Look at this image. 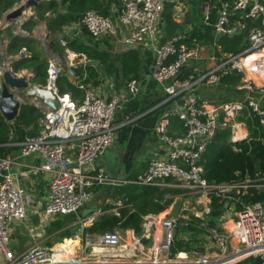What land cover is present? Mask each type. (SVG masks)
<instances>
[{"label":"built area","instance_id":"obj_1","mask_svg":"<svg viewBox=\"0 0 264 264\" xmlns=\"http://www.w3.org/2000/svg\"><path fill=\"white\" fill-rule=\"evenodd\" d=\"M179 1L122 0L116 21L110 16L88 10L83 14L80 24L94 39L104 35L118 38L122 33V43L132 46L148 45L156 53L150 76L163 87L166 96L157 105L163 110L155 131L166 148V156L151 160L146 170L133 182L159 188L183 184L195 189L202 200L200 202L197 199L196 202L205 205L203 213L196 214L199 217L210 213L208 205L213 195L224 199L234 190L239 191L240 188L249 186L248 181L237 186H210L201 177L199 162L213 141L220 123L222 128L230 130L229 139L232 143L249 136L245 121L240 119L244 117V111H247L246 116L255 117L264 125V108L261 106L264 99V5L260 0H237L230 9L228 3H223L213 25L215 34L243 33L247 39V47L240 53L221 58L209 68L200 69L202 47L195 39L190 45L178 44L180 38L161 44L157 42V23L164 4H176ZM233 12H237L239 18L230 25V15ZM34 20L37 21L36 17ZM3 22L4 17L0 20V27H3ZM22 22L23 18H20L14 25L24 36H28V32L21 30ZM39 36L49 55L47 81L44 86H39L51 93L55 109L46 105L47 100L38 101L37 107L42 111L39 132L24 138L17 143V147L20 157L36 154L40 159L38 164L30 168L31 172H43L50 176L48 200L43 213L48 216L77 214L90 201L95 186L102 181L101 177L87 172V168H92L97 158L113 144L119 129L136 122L141 115L126 117L116 123L114 119L121 104L120 96L112 94L109 98L100 97L83 82L89 64L86 56L66 49L60 57L50 50L45 34ZM59 42L66 47L65 41L60 39ZM19 55L25 57L26 50L22 49ZM2 56L0 91L2 75L13 71L12 57L7 54ZM60 59L67 69L73 67L79 72L76 85L83 92L79 103L70 94L60 93L56 87V80L62 73L58 64ZM186 68L190 72L184 75L182 72ZM14 73L17 77L32 76L26 70ZM231 75L239 77L236 85L237 99L211 104L197 96L198 89L216 86L222 78ZM126 87L132 96L139 94L140 84L137 79L127 81ZM10 92L19 102L20 90L10 89ZM176 100H181V105L166 108L169 103H176ZM174 117L178 119L184 133H170V123ZM233 149L238 151L236 146ZM11 165L10 157L0 158V264H234L249 258L254 260V264H264V204L260 202L247 205L236 213L231 220L230 234H222L217 228L209 229L215 246L219 249V255L213 258L202 254L192 259L182 254L170 257L173 232L176 231L178 222L173 216L161 219L151 217L144 223L142 237L153 235L156 228L162 234L156 239L151 236L154 242L150 252L141 258L136 254L132 258L124 255L126 251L120 250L124 246L117 230L96 236L82 231L75 234L73 240L80 244L78 252L67 245L64 249H68V257L63 259L55 258L56 250L40 245L14 255L9 248V226L26 217L27 198L25 191L14 183ZM222 215L223 212L218 221L220 223L227 219L226 215ZM150 228H153L152 232ZM233 239L236 246L228 253ZM134 241V250H139L140 240L134 238Z\"/></svg>","mask_w":264,"mask_h":264},{"label":"crops","instance_id":"obj_2","mask_svg":"<svg viewBox=\"0 0 264 264\" xmlns=\"http://www.w3.org/2000/svg\"><path fill=\"white\" fill-rule=\"evenodd\" d=\"M222 4L221 0H180L176 4L165 3L157 23V42L161 44L170 39L184 38L187 34L192 32L195 27H198L201 24H206L212 10L217 9L216 16H218V10ZM119 8L120 7L117 5L110 6L109 16L114 21H116ZM32 15H34V12L30 9L28 12H25L21 18H23L24 21ZM42 23L44 24V22ZM38 25L39 24L32 29L31 33H27V35L36 38L37 41L42 44L44 54L49 57L42 43V39L39 36L44 33L45 36L48 37V31L46 30L45 24L43 27ZM82 29H84V27L78 22L64 27L60 34L53 35L54 39L57 40L56 43L62 54L60 55L57 52L53 53L58 56L60 55V57L63 56L65 50L68 49V44L74 40L86 43L95 47L99 51L107 52L110 57L114 59V63L105 67L104 64L96 59L97 64L94 66L92 65L96 68V76L86 84H88L94 93L100 97L109 98L112 94L120 96L121 104L114 119L116 123L123 121L126 117L141 116L136 122L119 129L115 134L113 144L97 158L93 164V169L91 167L87 168V172L98 178L101 177L102 181L95 186L92 190L90 201H88L77 214L45 215L43 213V208L48 200L50 176L43 172L33 173L30 171V168L38 164L40 161L36 154H31L27 157H20L19 148L17 147L18 142H14L13 140L8 141L4 145V147L11 149L7 156L12 160L11 172L14 175V183L25 191L27 198L26 217L21 221H16L10 224L9 226V248L14 255L22 254L34 245H40L54 250L58 247L64 248L65 246L70 245L77 253L80 244L73 240V236L81 231L85 232V229L90 227L96 219L104 213L117 215L121 210L132 207V203L127 200L126 196L131 192V187H133V185L141 186L134 183V179L146 170L147 165L151 160L165 158L166 156V148L159 141L155 131L160 113L163 110L161 107H157V105L166 96L163 87L155 83L150 76L155 62L156 53L148 45L132 46L122 43L120 41L122 33L118 38L104 35L94 39L89 35H85L84 37ZM234 34L239 35L243 33L235 32ZM5 35H7V37H5ZM12 35L24 36L20 30L18 31L17 26L14 25V23L11 25L5 24L4 27H0V38L4 47H7ZM218 37L219 35H217V38ZM60 39L66 42V47H63V45L60 44ZM201 47V60L199 62V67L200 69L209 68L217 62V58L214 56L215 50L212 46ZM129 48H136L140 54V70L139 77L137 78L140 84V91L139 94L135 96H132L128 92L126 87L127 80L124 79L122 74V65L116 61V57ZM2 50L4 49H1V51ZM20 57L21 56L17 55L13 58L18 59ZM25 57H27V55ZM62 73L68 81L76 85L78 78L70 75L67 71ZM87 75L88 71L86 67L85 79L87 78ZM32 77L33 74L31 77L29 75L27 77L29 80V86ZM79 78L80 80L82 79V73ZM227 89L228 88L220 81L215 88L213 86L198 89L197 96L207 100L211 104L225 103L227 101L226 98L223 100L222 98L225 97L224 94L228 93L237 99L238 94L236 92V86L234 92L228 91ZM80 92L82 99L83 92L82 90H80ZM20 96L21 99L18 102V114L21 107L26 104H31L39 109L37 107L39 100L36 96L28 95V89L20 90ZM175 102L176 103H169L166 108H175L176 105H181L182 103L181 100H176ZM173 119L176 121L174 122ZM13 121L7 122L11 124ZM221 126L222 123H220L219 128H222ZM26 130L28 131L30 128H27ZM38 132L39 121L37 122V128L33 133L35 135ZM183 132L184 129L180 125L178 119L172 118L170 123V133L172 135H179ZM10 139H12V136ZM184 191L185 190L183 189L182 193L170 196L173 198V202L164 212L157 215L145 216L142 230L144 231V223L151 217L161 219L162 217L171 216L172 209L174 205L177 204L176 201L181 200L182 197L184 198L186 195H183ZM198 201L202 202L201 198H198ZM210 205L211 203L208 207H210ZM247 205L248 204H243L242 209ZM225 208L226 211L223 212L222 216L226 215L227 219L222 223L218 222L220 220V215L218 216L212 214L213 212L211 213L212 215L217 216L215 218L217 226L212 227L209 224L210 213L207 215L204 214L205 217L204 215L198 217L196 214H200L201 212H188L187 206L185 208L184 203L179 205L178 216H176L178 219L176 226L177 229L174 237L179 234L181 238H192L189 237V234H185L183 231V226L189 222L190 215L201 219L202 223L200 226L203 231L199 237H197L194 247L189 252L178 254H182V256L187 255L188 259H192L199 254L208 255L212 258L219 255V249L215 246L209 229L217 228L222 234H230L232 229L231 220L236 213L239 212L236 206V201H232L231 203L226 202ZM84 211H86V214H84ZM149 230L152 232L153 228H150ZM117 231L120 233L125 232L133 239L142 238L145 245L143 247L145 253L140 252L138 256H146L148 252H150L152 243L154 242V240L151 239V236H153V239H156L161 237L162 234L159 228H156L155 233L148 238L142 237L143 231L140 236L135 235L130 229ZM234 246H236L235 239L231 241L227 252L230 253ZM125 249L126 248L124 247L120 248V250H123L124 252L126 251ZM64 251L68 254V249H64ZM124 255L127 258H132L130 251L125 252ZM238 262L234 264H237Z\"/></svg>","mask_w":264,"mask_h":264},{"label":"trees","instance_id":"obj_3","mask_svg":"<svg viewBox=\"0 0 264 264\" xmlns=\"http://www.w3.org/2000/svg\"><path fill=\"white\" fill-rule=\"evenodd\" d=\"M23 0H0V20L5 13L18 5ZM237 0H221V3H228L230 9ZM264 5V0H260ZM121 0H42L36 3L32 11L34 15L25 19L21 24V29L28 33L37 26L38 22H44L48 31L47 40L52 52L60 55V48L56 43L53 35L60 34L64 27L74 23H80L83 14L88 10H94L104 16H109L110 6L117 5L120 7ZM231 12V11H230ZM216 10H212L208 22L195 27L192 32L177 42L190 45L195 39L200 46H212L215 50L214 56L217 61L221 58L240 53L247 47V39L244 34L217 35L214 32L213 25L216 22ZM48 14V15H46ZM36 17L37 21L34 20ZM239 15L233 12L230 15V25L237 21ZM11 27V26H10ZM85 37L88 33L85 28L82 29ZM7 37V35H5ZM25 49L27 57L14 59L13 57L20 54ZM68 49L74 53L83 54L90 60H99L105 67L112 65L114 59L105 51H99L86 43L74 40L68 44ZM6 54L12 57L11 67L14 72L27 70L33 77L31 83L44 86L47 81V55L44 54L42 44L36 38L31 36L12 35L6 47ZM20 56V55H19ZM140 54L136 48H129L116 57V61L122 65V74L125 80L137 79L139 77ZM96 68L88 64L87 78L83 81L85 84L95 78ZM189 69L182 72L186 75ZM239 81L237 75L227 76L221 79V83L226 86L228 91L234 92V88ZM56 87L62 94H70L74 100L81 101V92L77 85H74L66 79L63 73L56 80ZM264 108V99L261 102ZM240 117L245 121L246 128L249 132L247 139L237 143L229 140L230 130L218 128L216 135L202 155L199 166L202 169L201 177L210 186L232 185L237 186L248 181V187L240 188L229 193L228 198L220 199L212 196L210 205L209 224L216 227L217 216L212 212H225V203L236 201L237 209L240 211L243 204L264 203V125H261L255 117ZM42 113L39 109L31 104L21 107L20 112L13 123H8L0 114V158H6L11 149L4 145L13 140L21 142L28 136H33V131L37 128V122L41 119ZM175 118V117H174ZM175 122L176 120L173 119ZM30 128V130H26ZM184 133V132H183ZM36 135V134H35ZM12 136V139H10ZM236 146L238 151L233 147ZM183 192V189L174 187L158 188L156 186H135L131 187V192L126 198L132 203V207L125 208L119 214L104 213L88 228L85 233L88 235H100L103 233H112L116 230H132L135 235L142 234V224L144 217L147 215H157L164 212L170 207L175 196ZM212 213V214H211ZM190 220L183 226L185 234H189L191 239L181 238L177 234L170 246V257L175 258L178 253L189 252L202 233L201 219L195 216H189ZM237 264H254V260L249 258L238 262Z\"/></svg>","mask_w":264,"mask_h":264},{"label":"water","instance_id":"obj_4","mask_svg":"<svg viewBox=\"0 0 264 264\" xmlns=\"http://www.w3.org/2000/svg\"><path fill=\"white\" fill-rule=\"evenodd\" d=\"M41 0H25L24 3H21L15 8L7 11L4 15V22L2 26L4 27L5 24L11 25L19 20L23 14L32 9L33 6ZM2 54L0 53V65L2 63ZM58 64L62 69V72H68L70 75L78 78L79 72L76 68H68L64 65L62 59L58 60ZM90 65H96V60H90ZM12 71V70H11ZM1 91H0V113L2 116L8 121L12 122L16 116L18 115L19 110V103L13 94L10 92V89H19V90H26L28 89V95L36 96L40 102H45L47 100L46 105L51 109H55V104L53 102L54 98L48 91L45 90L44 87L35 86L29 87V81L25 76L17 77L16 73L12 72H5L1 77ZM47 93V96L44 94ZM179 212V204H175L171 216L176 217L178 216ZM86 214V211H84ZM213 214L220 215V211L213 212ZM176 231L173 232L175 235Z\"/></svg>","mask_w":264,"mask_h":264},{"label":"rangeland","instance_id":"obj_5","mask_svg":"<svg viewBox=\"0 0 264 264\" xmlns=\"http://www.w3.org/2000/svg\"><path fill=\"white\" fill-rule=\"evenodd\" d=\"M21 3H24V1L21 2ZM20 4H18V5H20ZM18 5H15L13 8L17 7ZM28 11H26V12H28ZM30 14H31V12H30ZM38 24H39L38 26H40V25H41V27L44 26V24L42 22L41 23L38 22ZM2 44L3 43L1 42V38H0V45H2ZM1 48L2 47L0 46V52L2 53V55L6 56V53H5L6 47L2 48V49H4L2 51H1ZM35 86H39V85H35V84H31L30 83V86L29 87H35ZM214 88H215V86H214ZM224 95H225V97H223L222 100L224 98H226V100H227L226 102H229V101H232V100L235 99V97L233 95L229 94V93L228 94H224ZM178 185H179L178 186L179 188L185 190L183 195H185V194L186 195L184 196V198L182 197L181 200H177L176 201L177 204L181 205V204L184 203L185 208L187 206L188 212L189 211H191V212L194 211L195 213H199V212L203 213V211H204V204H202V203L197 204V202H196V199L200 198L199 193H196L194 191L195 189H191L190 187H185L183 184L182 185L178 184ZM204 217H205V215H204ZM120 239H121L122 246H124L126 248V252L130 251L131 255H134V254L138 255L140 252H144L145 253V249H143V247L145 245H144V241H142V238L139 239L140 242H141V246H138L139 250H134V247H135V243L134 242L135 241H134V239L130 235L126 234L125 232L124 233H120ZM139 257L141 258L142 256L139 255L138 258Z\"/></svg>","mask_w":264,"mask_h":264},{"label":"bare ground","instance_id":"obj_6","mask_svg":"<svg viewBox=\"0 0 264 264\" xmlns=\"http://www.w3.org/2000/svg\"><path fill=\"white\" fill-rule=\"evenodd\" d=\"M2 48H4V45H0ZM47 96V93H44ZM68 254L64 251V248L62 247H58L55 251V258L56 259H63V258H67Z\"/></svg>","mask_w":264,"mask_h":264}]
</instances>
